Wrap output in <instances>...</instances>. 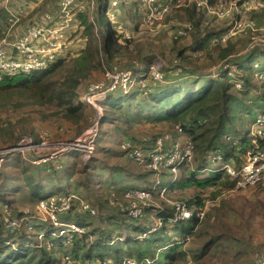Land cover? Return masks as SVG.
<instances>
[{"label":"trees","instance_id":"obj_1","mask_svg":"<svg viewBox=\"0 0 264 264\" xmlns=\"http://www.w3.org/2000/svg\"><path fill=\"white\" fill-rule=\"evenodd\" d=\"M92 1L80 0L78 4L81 7H83V4L89 6L92 4L93 7L97 5L98 10L94 21L90 22V16L84 12L78 14L77 20H79L80 25L82 24L85 27V34H88L90 29L95 27L99 29L100 33L107 34L110 28H106L107 18L105 12L111 0ZM116 2L119 5H117L118 9L135 5V1H132L133 4L126 2V0H116ZM44 5L45 2L41 6ZM131 10L133 12V7ZM137 11L139 10L136 9ZM177 11L180 13L177 15L180 21L186 22L185 24H192L193 30L189 34H194L193 38L197 37L193 39L195 43L193 46L195 47L192 49L183 48L180 43L185 37L179 36L176 32L171 42V52L175 53L174 60L176 62H174V65L171 64V71L169 72L171 80L169 82L165 83V79L168 78L163 75L164 82L161 85L154 86L147 81L149 91L145 95L137 87L133 92L120 95L115 99H112L113 94L106 96L105 101L101 104L104 112L98 123L94 151L89 157L84 158L81 151L69 150L66 153L56 154L49 159L44 158L45 161L38 164L31 162L34 161L33 156L31 157L28 153L23 154V152H11L0 158L2 159L0 162V264H56L52 254L56 249H62L64 246L61 239L53 242L54 248L50 253L45 250H37L28 245L32 242L34 236L27 232L24 223H21L15 231L7 232L2 228V218L5 211L13 217H19L21 214L19 209L32 208L40 201L50 197L70 195L74 197L84 195V201L91 208L97 206L96 220L100 224L102 221L103 225L99 229L98 238L95 237V242H98L99 245L86 242L90 232L81 238L72 240L66 253L69 250L76 257L77 251L85 249L89 258L92 252L95 251V258L92 262L89 259L84 260L89 263L94 262L93 264H104L105 262L122 264L127 260L133 264H174L185 258L182 251V241H178L177 235L184 237L191 234L195 223L198 222L194 216L188 221L180 220L176 223H169V220L174 216L172 210L161 212L149 205L144 208L143 214L139 218L131 219L125 213L115 214V210L107 207L109 205L119 211L116 201L112 200L118 199V197L125 198L128 189H137V187L130 184V180L139 183L140 189L150 191L151 198H155L156 189H153L152 185L147 184L144 179L148 176L153 180L154 176L157 175L156 172H152L146 166L136 164L124 151L120 150V144L123 142L119 144V150L107 146L105 142L109 137L121 136L122 141L131 142L134 145L139 144L137 147L142 150L153 152L156 139L169 132L171 141H165L162 149L163 154H165L164 157L168 158L172 142L174 143L178 139L186 137L188 141L193 142L194 152L196 150L205 155H203L204 162L196 159L198 163L195 172L192 171L186 176L181 175L177 178V176L169 173L167 180L162 181L160 187H166L170 192L179 189V192L191 190L192 192L204 193L218 187L222 177H226L231 183L227 182L224 189H231L240 177L232 180L225 172L220 171L217 162L211 164L205 160L209 156L220 158L216 155L217 151H220L223 153V157L220 158L222 162H229L233 168L240 169L242 162L238 159L239 157L234 156V150L237 146L232 147L229 144H222L221 139L225 133L236 135L240 143L238 146L241 149L240 154H246L250 150L251 139L247 136L248 133H241L236 129V126L241 120V109L248 116L255 114L254 119L261 118L264 115V111L257 112L258 108L264 104V82H262L260 92L252 91L246 87L250 71L253 72L250 62L254 53L248 56L244 55V57L237 56L236 47L231 42L226 44L224 48H221L220 45L212 47L211 41L218 37L223 30L221 32L219 30L215 31L213 28L202 24L201 19H204L206 15L200 10L187 8ZM6 27L7 24L4 21L1 22L0 18V39ZM108 37L105 35L103 45V55H105L107 61L118 62L121 58V60L130 62L129 48H121L118 45V38L114 41L111 51H108ZM204 49H208L207 55L216 53L222 67L224 65L238 66L239 70L244 71V82L240 80L241 89L232 85V81L230 84L226 82L228 70H218L224 71L219 73L221 81L218 82L211 75L201 73L191 66L197 60H203L196 53L198 54ZM188 50L190 51L187 53ZM156 57L155 55L140 56L137 59L144 63H141L142 65L140 64L139 67L136 64L133 72L138 75L145 74L151 63L156 61ZM105 64L109 65L108 63ZM126 67V69L134 68H131V66ZM96 72H103L101 60H97L95 50L90 52L85 48L74 58L59 60L47 70L0 74V112L11 111L17 113L33 108L43 110L46 114L41 116L42 120L50 119L49 121H51L54 119L57 123H62L67 132H71L73 129L71 139L74 140L68 142V145L74 142L85 129H88L92 122L88 120L86 123L88 117L86 111L91 108L80 103L78 99L85 92L81 88L86 87L91 82L93 83L92 79L95 78L94 74ZM204 78L207 80L197 81ZM190 80L194 81L193 86L190 85L192 82ZM170 84H177V86L173 87ZM189 86L190 88H188ZM111 99L112 103L106 109L104 105H108V101ZM239 106H242L240 110L237 109ZM254 119H252V122H254ZM145 124H166L163 126H168L169 130L155 136L154 139H148L146 135L141 136L140 134L138 141L131 138L133 137L132 134L128 135V132H132L134 128ZM176 128H179L181 133ZM19 138H32L31 141L33 140L32 144L34 145H39L42 142V138L33 125V117L21 115L20 118L13 120L9 117L4 119L0 116V150L10 151L17 140H20ZM48 141L51 142L50 145L64 142H53L51 137ZM259 141V148L262 150L264 143L260 139ZM261 150L256 151L261 153ZM106 153H108V156H106ZM154 153H156V150ZM97 154L109 158L104 160L98 158ZM121 161L122 163H120ZM130 161L146 171L140 175L136 174L135 170L127 166ZM205 168L210 169V172L204 175L202 170ZM188 200L184 201L183 204H185L187 210L194 213L189 208L192 206L200 207L197 205L199 200ZM78 205L77 202H73L71 204L72 211L62 215L61 220L77 222L73 213L77 210ZM154 210L159 211L157 214L155 213L156 218L159 220L158 229L150 233L153 220L148 219V216ZM111 218L113 219V225L110 229H106L105 220L110 221ZM123 230L127 234L125 237L122 236ZM111 233L114 234L113 238L110 237ZM145 233L147 236L143 239L142 235ZM133 235H138L139 238H137L138 236L133 238ZM10 240L15 246L19 243L14 250L11 249V244L6 245L4 243ZM208 246L207 244L204 245L203 250H206ZM7 250H10V252L7 253ZM104 252H108L110 255L106 257ZM160 255H163L162 259H160Z\"/></svg>","mask_w":264,"mask_h":264},{"label":"rangeland","instance_id":"obj_2","mask_svg":"<svg viewBox=\"0 0 264 264\" xmlns=\"http://www.w3.org/2000/svg\"><path fill=\"white\" fill-rule=\"evenodd\" d=\"M57 1L58 0H45L44 6L36 5L34 7L35 17L36 18L40 17L46 11H48L49 13H54L56 11ZM132 1L134 0H126V2H131L130 4H133ZM260 2H261L260 4H262V7L259 8L258 10L243 9L241 11L240 15L237 16V23H238L237 27L240 28L239 30H236L235 34L238 35L231 37L226 41L225 44L220 45L221 48H224L226 44H229V42H231V44L235 45L236 51L241 57H244V55L248 56L249 54L254 53V51H259L260 49L264 48V0H260ZM117 5L118 3H116V7H113L111 6V4H109L108 9L105 12L107 18L106 28H110L109 37L107 40V49L108 51H111L114 45V41H116V39L118 38V45H120L121 48L123 47L129 48V54H130L129 59L131 61L126 62V60L123 59L121 60L120 58V61H118L120 63L116 61L108 62L105 55H103V45L105 41V35H107L108 33L107 34L106 33L103 34V32L100 33L99 29H96L95 27V28H91L88 34H85L84 33L85 27L82 24L81 25L79 24V20H77V24H74L69 29V31L72 32L68 36L70 46L72 47V49H70L69 52V58L71 59L74 58L80 52H82L83 49L87 48L88 51L90 52H93V50L96 51L98 61L100 59L101 62H105L112 66H115L116 70L120 68H122L120 70H125L127 68L126 66H131V68L134 67L136 64L137 67L141 66L144 62H140L137 59L140 56L148 57L155 55L157 56L155 60H160V61H157L156 63L155 61H153L151 65L153 63L156 65H158V63L161 64L162 65L161 73L164 75L165 78H168L165 79V83L169 82L171 80L170 77L171 75L169 73L171 71L170 70L171 64L174 65V62H176V60H174L175 53L173 54L171 52L172 37L174 36V34H176V32L178 34L180 29L184 27L186 23L184 21H180L179 17L177 16L180 13L177 10L171 11V13L165 16L161 21L155 22L153 25L147 26L143 23L142 14L139 11L136 12L137 9L135 6L136 3L134 5L135 7L133 5H130L128 7H123L122 9L121 8L118 9L117 7L119 5L118 6ZM131 6L133 7V12L131 10L132 9ZM97 10H98L97 5L93 7L92 4H90V6L83 4V7H81V5L74 7L71 13L76 18H78L77 17L78 14L80 12H84L90 16V22H93L95 19V15L97 14L96 13ZM111 14L113 15L114 23L109 20ZM201 23L207 25V27L209 26L210 28H213V30L215 31L219 30V32H221L222 30H226L229 24H233V21L214 20V18L206 16L204 19H201ZM250 24H253L252 29L249 28ZM116 27L119 28V31L118 32L115 31V35H114L113 31L114 28ZM247 30H249L251 33H249ZM124 35H126L127 38L123 37ZM193 36L194 34L193 35L189 34L187 37H185L184 40L180 43L181 46L185 49L194 48L195 46L193 45L195 43L193 42V39H196L197 37L193 38ZM210 47L208 48L210 49ZM252 48L254 49L251 50ZM207 50L208 49H204L201 50L198 54L196 53V55L201 56L203 60H197L195 63L191 64V66L201 73L211 75L212 78H215V80L220 82L221 78L219 76V73L223 71H217L215 74H213V72L217 70L220 67V64L222 63L220 62V60H218V55L216 53L207 55ZM189 51L190 50H188L187 53ZM255 64H257L258 67H256ZM250 67H253L254 72L250 71L249 74L250 77L246 87L252 91L257 92L258 90H260V87L262 86V83H258L257 81H260L258 76L260 74L259 72L264 71V53L255 52L251 56ZM230 74H232V76L235 79L239 78L244 82L245 74L243 70H239L238 68L235 71H232ZM94 75L95 78H93L92 81L96 82L102 79L103 72H96ZM231 78L232 77L228 76L226 82L230 84L232 81ZM204 80L207 79L205 78L202 80L198 79L197 81L202 82ZM190 81H192L190 85L193 86L194 81L193 80ZM89 85H87L84 88L82 87L81 90H84L86 92ZM170 86L174 87L177 86V84L176 85L170 84ZM167 87L168 85L166 86V88ZM188 88H190V86ZM112 94H113L112 99H115L120 95H122L120 92H115ZM112 99L108 101V105L107 104L104 105L106 109L109 108V104L112 103ZM240 108H242V106H239V108L237 109L240 110ZM101 110H103L104 112V108L102 106H101ZM101 110L98 107L97 113L101 112ZM262 111H264V104L261 105L257 110V112L259 113ZM45 114H46L45 111L40 110L38 108H33L31 110L28 109L17 113L11 111L0 112V116L4 119L9 117L12 118L13 120H16L20 118L21 115L28 116L30 118L33 117V125L38 131L39 136L42 138V142L39 145H34L32 144L33 140L31 141L32 138L20 139L23 138L20 137L19 138L20 140L19 141L17 140L16 143L17 149L15 148L14 151H10V152L7 150H0V158L6 156L8 153L11 152H23V154L28 153L31 157L33 156L32 159H34V161L31 162L32 163L35 162V164H38L39 162L45 161L44 158L49 159L51 157H54L55 153L58 155L61 152L66 153L67 151L63 150V148H65L68 142L74 140L71 139L73 134V129L71 132H67L66 127L63 126L62 123L60 122L57 123L54 119L51 121H49L50 119L42 120L41 116H44ZM86 114L88 116L86 119V123L88 122V120H90L89 122H91L94 118V111L92 110V108L87 109ZM240 116H241V120L239 121V124L236 126V129H238L243 134L248 133L247 136L249 137V139H251L250 150L247 151L246 154L244 153L240 154L241 149L240 147H238L240 143L238 140V136L236 135H228L225 133L222 136L221 142L222 144H229L232 147L236 145L237 147L234 150L235 152L234 156L236 158L239 157L238 159H240L241 162H243L250 155L259 153L258 151H255V147H257L258 150H261V148H259L260 141L257 140L256 142V138L252 133V127H253L252 124H254L257 120L254 119L255 114H253L252 116H248V114H244L243 109H241ZM252 119H254V122L251 124V122L253 121ZM255 124H259V122ZM163 125L145 124L142 126H138L137 128H134L132 132H128V135L132 134L133 137L131 138L137 141L138 139H140L139 138L140 134L141 136L146 135L148 139H152V138L154 139L155 136H159L165 131L169 130L168 126H163ZM168 133L169 132H166L164 133V135ZM50 137L53 142L55 141H64V142L50 145L49 143L51 142L48 141ZM55 138L57 139L55 140ZM123 141L121 136H117V137H109V139H107L105 143L107 146L119 150V144ZM129 143L132 146H136V147L139 145V144L134 145L131 142ZM185 148L191 153L192 160L190 164L186 165V163H182L177 167L176 169L177 178L180 177L181 175L186 176L192 171L195 172L196 170L195 167L198 163L196 159L200 161L202 160L204 162L203 158L205 155L201 154L196 150L194 152L192 141L189 142L187 141ZM65 149L67 150V148ZM173 149L175 150L174 146ZM262 151L263 149L261 150V152ZM151 152L152 151L149 150V153ZM108 153H106V156H108ZM222 154L223 153L220 151H217L216 153V155L219 156L220 158L223 157ZM96 156L104 160H108L109 158V157H105L102 154H97ZM173 156L174 158H179L175 156V154ZM180 157L184 158V156L182 155ZM208 158L211 159L212 157H208ZM120 163H122V161ZM127 166L130 169L135 170V173L138 175L146 171L144 168L137 166L131 161L128 163ZM203 170H202V174L205 175L209 173V169L206 168L205 171ZM168 176H169V172L167 170H162L158 176H154L153 180L148 176H146V178L144 179L145 182L147 184L152 185V187H155L157 185L156 180L159 181L158 187L155 190L156 197L149 198L147 204L154 209L157 210L159 209L161 212L172 210V213L173 212L175 213L176 204H183V202L188 199H189L188 201L190 200L195 201L197 199L199 200V204L197 205L200 207L192 206L189 208V206L188 205L187 206L195 214L199 211L203 212L204 214V218L201 221L195 223L190 235L187 234L184 237L177 235L178 241H182V251L185 254V258L181 261L175 262L174 264H259V263L264 264L263 261L264 260V183H260L255 187H246V188L238 187L235 184L234 187L226 190L224 189L225 184L227 182L229 183L231 182L226 177H222L220 181V183H222L221 185L219 183L218 187L212 188L204 193L197 191L192 192L191 190L179 192L180 190L176 189L173 192H169L167 196L164 195L161 196L159 193H157V191L161 188L160 187L161 182L166 181ZM129 182L131 185H133V187H137V188L140 187V184L137 182H133L132 180H130ZM130 190L133 189H128L126 191H130ZM133 191H135L136 194L140 193V192H136L138 190H133ZM81 196L82 197L78 195L76 196V200H77L76 202L78 204L80 203V201L86 202L84 201L85 198L84 195ZM113 201H116V203L122 207H131L135 205L137 208H140L139 206L140 203L138 202V200H136L135 197H130V198L118 197V199H115ZM36 206L37 204L32 208L24 207L22 209H19V212L21 213L27 212L29 217L37 216L40 218L44 217L48 219L50 212L43 210L41 206H38L37 208ZM107 207L117 211L115 208L109 205ZM95 209L98 211L97 206H95ZM185 209L187 210V207H185ZM115 211H114L115 214L120 213L119 211L117 212ZM158 212L159 211L154 210L153 212L149 213L148 216V219L153 220L151 227L152 229L155 230L158 229L156 227V225L159 222V220L156 218V214ZM73 214L74 216H76L78 225H80L81 227L82 226L86 227V229L88 230L87 232L88 234L90 232L92 233L88 235V239H87L88 241L86 240V242H89V244L99 245L98 242L97 243L95 242L96 241L95 237L98 238L99 236V229L103 225L102 221L100 224L96 220L97 216L89 217L86 214H82L77 211H74ZM112 222H113L112 218L110 219V221L108 219L105 220L106 223L105 228L110 229L113 225ZM33 224L39 225L38 222L36 221H34ZM145 235L147 236L146 233ZM110 237L113 238L114 234L111 233ZM104 239H106V237H104ZM18 244L19 243L16 244V247L18 246ZM206 244L209 246L206 250L205 249L203 250L204 245ZM53 248L54 246H52L51 248L47 246L45 249L50 253L53 250ZM67 249L68 246L66 248L56 249V251L53 252L52 256L56 264H64L63 263L64 258L68 257L66 255L74 257V255L71 252H69V250L66 253ZM6 252L9 253L10 250H7ZM95 253L96 252L93 251L91 257L88 258L85 249H83L77 251L76 257L80 261L89 259V261L92 262L95 258L94 257ZM104 253L106 257L110 255V253L108 252H104ZM162 258L163 255H160V259Z\"/></svg>","mask_w":264,"mask_h":264},{"label":"built area","instance_id":"obj_3","mask_svg":"<svg viewBox=\"0 0 264 264\" xmlns=\"http://www.w3.org/2000/svg\"><path fill=\"white\" fill-rule=\"evenodd\" d=\"M33 1V0H28ZM80 0H59L56 11L51 15L48 12L40 16V20L33 21L28 27L25 28L21 35L10 39V35L7 32L4 37L0 40V74H18V73H29L35 71H43L50 68L53 64L59 60L69 59V52L72 47L68 40V36L72 33L69 29L77 24V18L71 13L73 8L76 7ZM136 7L143 16V23L147 26L153 25L155 22L161 21L165 16H167L171 11L178 9L194 8L200 10L206 16L214 18V20H229L233 21V24H229L226 30H223L218 37L211 41V46L225 44L228 39L234 37L238 34L236 30L237 27V16L240 15L243 9L258 10L262 7L260 0H134ZM116 0H111V6H116ZM24 9L19 11L11 12L9 22L10 28L17 25L23 15ZM233 15V16H232ZM232 16V18H231ZM109 20L114 21L113 15H110ZM114 23V22H113ZM253 24L249 25L252 29ZM193 30L192 24H185L184 27L178 32L179 36L187 37L188 34ZM115 31H119V28H114ZM251 33L249 30H247ZM74 32V31H73ZM240 32V31H239ZM106 36H109V32ZM115 37V36H114ZM123 37H126L124 35ZM255 48V47H254ZM252 48L251 50H253ZM264 52V48L259 51H254V53ZM160 60H156L155 63ZM103 67V77L101 80L93 82L88 86L86 92L80 96L78 101L82 104L87 105L94 111V118L88 129H85L80 136L72 143L68 144L63 148V150H76L81 151L84 154V158L89 157L94 151V141L97 136V128L100 118L102 116L103 110H101V104L105 101L106 96L109 94L120 92L122 95H127L133 92L137 87L145 95L149 90V83L155 85H161L164 82L163 74L161 73L162 65L158 63L152 64L145 74L138 75L133 72V69L116 70L115 66L106 65L105 62H101ZM258 67L257 64H255ZM228 70L227 76L232 77V85H235L238 89L242 88L241 81L239 78H234L232 71L238 69V66H221L213 72L215 74L218 70ZM224 72V71H223ZM254 72V70H253ZM258 83L264 82V71L259 72ZM145 77V79H144ZM260 92V90H258ZM102 101V102H100ZM101 112L97 113V109ZM259 124H255L258 123ZM253 123V122H252ZM251 123V124H252ZM252 127V133L257 140H261L264 143V115L262 118H258ZM176 130L181 133L179 128ZM171 141L170 135L165 134L163 137L158 138L155 141L156 153L147 152L139 147L132 146L130 143H121L120 148L124 151L127 156L133 160L136 164L141 166H146L147 169L158 176L162 170H168L170 174L177 176L176 169L182 163L190 164L192 160L191 153L185 148L187 144L186 137L178 139L176 142H172L171 151L168 158H165L162 152L165 141ZM189 142V141H188ZM171 143V142H170ZM176 145V146H175ZM173 146L175 150L173 149ZM161 150V152H160ZM258 150L255 147V151ZM176 151V152H175ZM180 151V152H178ZM184 151V152H183ZM179 158H174V155ZM56 155V153L54 154ZM184 156L181 158L180 156ZM211 159L206 160L207 162L213 164L217 162L220 171L225 172L232 180L237 179L236 186L241 188L254 187L260 183H264V147L261 153H255L246 158L242 162L240 169H235L229 162H222L219 158L215 156ZM181 158V159H180ZM180 159V160H179ZM168 160V161H167ZM2 159H0V162ZM208 169V168H207ZM206 168L203 170L205 171ZM210 172V169H209ZM157 185L153 187L156 189L158 187L159 181L156 180ZM133 190H138V194ZM126 193L125 198L135 197L140 203V208L135 205L131 207H122L118 204L117 208L119 212L125 213L126 216L131 219L139 218L144 211V208L149 206L147 203L149 198H151V192L144 189H133ZM167 188H160L158 193L161 196L167 195ZM132 194V195H130ZM115 200V199H113ZM112 200V201H113ZM76 197L74 196H62V197H50L44 201H40L38 206H41L43 210L50 212L49 218L42 217L43 223H47L50 226L49 238L51 248L53 245L52 241L55 239H61L66 248L71 244L72 240L75 238H81L85 236L88 230L85 227H81L75 221H63L61 220L62 215L68 214L72 210L71 204L76 202ZM185 204H176L175 213L169 223H176L180 220L188 221L193 216L198 221L204 218L203 212L199 211L196 214L190 213L185 209ZM79 213L86 214L89 217H95L97 210L91 208L86 202H81L76 210ZM36 219L40 220V217H29L27 212L22 216L13 217L7 211H5L2 218V228L8 231H14L18 228L21 222H27L28 220ZM158 228V226L156 225ZM27 230L33 232V226L28 225ZM154 232L155 229H152ZM150 231V232H152ZM146 235L143 234L142 238ZM43 235H38V239L41 240ZM8 245V242H4ZM112 244V243H109ZM64 258V264H90L88 261H80L77 257ZM264 261V260H263ZM104 264H111L105 262ZM122 264H133L129 260L124 261ZM260 264V263H259Z\"/></svg>","mask_w":264,"mask_h":264},{"label":"crops","instance_id":"obj_4","mask_svg":"<svg viewBox=\"0 0 264 264\" xmlns=\"http://www.w3.org/2000/svg\"><path fill=\"white\" fill-rule=\"evenodd\" d=\"M44 1L45 0H33V1H28V0H0V13H1L0 18H1V22L4 21L7 24V27H6L5 31L3 32V36L2 37H4L6 35V33L8 32L9 35H10L9 38L13 39L16 36L21 35L24 32L25 28L28 27L31 23H33V21L40 20L39 19L40 17H37V18L35 17V9H34V7L36 5H39V6L42 5L44 3ZM58 1L56 3L57 5H58ZM78 5L79 4H77L76 6H78ZM22 9H24L23 10L24 15H23L21 21L17 25H15L14 27L10 28V24L11 23L9 22V19H10L9 17H10L11 12L19 11V10H22ZM38 10H39V8H38ZM46 12H48V11H46ZM49 14L52 15L53 13H49ZM237 56H239L238 53H237ZM123 143H126V142L123 141ZM127 143H129V142H127ZM169 192L170 191L168 190L167 194ZM23 214H24V212H22L19 216H22ZM34 221L38 222L39 225H34L33 224ZM40 221H42V218H40V220L31 219V220H28L27 222H21V223H24L26 225V230H27V226L28 225H32L33 226V232H29L27 230V232L29 234H32L34 236V238L32 239V242L30 244H28V245L31 246L32 248L37 249V250H45L46 251L45 248L47 246L52 245L51 241H50V238L48 236L51 229L49 228V225L47 223H43V222H40ZM20 224H19L18 228L20 227ZM38 226H40V227L37 229ZM18 228H16V229H18ZM6 231L7 232H13V231H8V230H6ZM38 235H43V238L41 240H39L38 239ZM122 236L123 237L127 236V234H126V232L124 230H123ZM135 236H138V235H133V238ZM137 238H139V236ZM174 238H176V236H174ZM55 240H57V239H55ZM55 240H53L52 243ZM6 242H8L9 244L12 245V246H10L11 249H13V250L15 249L16 246L11 243L12 242L11 240L10 241H6ZM53 245H54V243H53Z\"/></svg>","mask_w":264,"mask_h":264},{"label":"water","instance_id":"obj_5","mask_svg":"<svg viewBox=\"0 0 264 264\" xmlns=\"http://www.w3.org/2000/svg\"><path fill=\"white\" fill-rule=\"evenodd\" d=\"M105 50H106V48H105ZM15 148L17 149V144H15L12 148H11V150L10 151H14L15 150ZM9 151V152H10Z\"/></svg>","mask_w":264,"mask_h":264},{"label":"bare ground","instance_id":"obj_6","mask_svg":"<svg viewBox=\"0 0 264 264\" xmlns=\"http://www.w3.org/2000/svg\"><path fill=\"white\" fill-rule=\"evenodd\" d=\"M30 143V142H29Z\"/></svg>","mask_w":264,"mask_h":264}]
</instances>
